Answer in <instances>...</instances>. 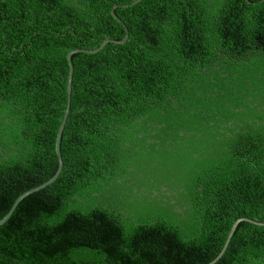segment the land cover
<instances>
[{
  "label": "trees",
  "instance_id": "obj_1",
  "mask_svg": "<svg viewBox=\"0 0 264 264\" xmlns=\"http://www.w3.org/2000/svg\"><path fill=\"white\" fill-rule=\"evenodd\" d=\"M134 1L0 0V219L56 170L68 52L123 38L113 6L128 32L71 56L61 171L0 226V264H207L264 223V0ZM139 144L153 195L129 201ZM215 264H264V226Z\"/></svg>",
  "mask_w": 264,
  "mask_h": 264
},
{
  "label": "water",
  "instance_id": "obj_2",
  "mask_svg": "<svg viewBox=\"0 0 264 264\" xmlns=\"http://www.w3.org/2000/svg\"><path fill=\"white\" fill-rule=\"evenodd\" d=\"M139 1L140 0H135L131 4L124 5V6H121V7L125 8V7H128V6L134 5L137 2H139ZM116 8H117V6H113L111 8L110 13H111V16L120 24V26L123 29L124 36H123V38L121 40H117V41L116 40H103L101 42V44L96 49H93V50L73 49V50L69 51L67 56H66L68 73H67V81H66V89H65V94H66L65 107H64V110H63V114H62L58 129H57V132H56V135H55V141H54V151H55L56 161H57V166H56V170H55L54 174L48 180H46L44 183H42L39 186H37L35 188H32V189H30V190H28V191H26L24 193H22L21 195H19L13 201V203H12L11 207L9 208L8 212L0 219V226L3 225L9 219V217L13 213L14 209L16 208L18 203L23 198H25L26 196H28V195H30L32 193H35V192L45 188L46 186L50 185L58 177V175H59V173L61 171V168H62V160H61V156H60V152H59V142H60V137H61V133H62L63 127L65 125V121H66V118H67V115H68V112H69L71 77H72V71H73L72 64H71V56L73 54H77V53L93 54V53H96V52L100 51L107 43L122 44V43H124L126 41V39L128 37V32H127V29L125 28L124 24L119 19H117V17L114 15L113 10L116 9ZM240 222H247L249 224H252L254 226H259V227L264 226V223L255 222V221H252V220H249V219H246V218L237 219L233 223V225L231 226V228H230V230H229V232L227 234V237H226V239H225L220 251L207 264H215L219 260V258L224 253V251H225V249H226V247L228 245V242H229V240H230V238H231V236H232L237 224L240 223Z\"/></svg>",
  "mask_w": 264,
  "mask_h": 264
},
{
  "label": "rangeland",
  "instance_id": "obj_3",
  "mask_svg": "<svg viewBox=\"0 0 264 264\" xmlns=\"http://www.w3.org/2000/svg\"><path fill=\"white\" fill-rule=\"evenodd\" d=\"M150 153V150L146 149V147L142 144H139V146L135 149L134 156L127 164L126 171L128 174H126L125 177L122 176L118 187L121 195L123 196V194H125L126 197L129 198V201H131L130 199L137 201L139 197L143 199V197H149L147 195H153L152 192L148 193L147 187L141 190L138 188L139 185H144L139 179V174L147 168H152V166L146 165V163H148L151 159V156H149ZM158 182L159 180L154 177L150 181V184H156Z\"/></svg>",
  "mask_w": 264,
  "mask_h": 264
}]
</instances>
